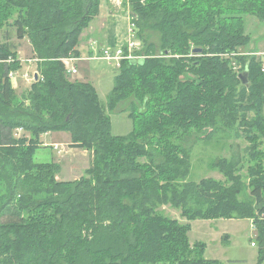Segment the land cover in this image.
<instances>
[{"label": "trees", "instance_id": "16d2710c", "mask_svg": "<svg viewBox=\"0 0 264 264\" xmlns=\"http://www.w3.org/2000/svg\"><path fill=\"white\" fill-rule=\"evenodd\" d=\"M123 1L143 44L136 54L146 58L122 62L104 106L63 62L80 58L101 1L0 0V30L29 40L43 78L18 95L8 77L22 68L18 53L10 37L0 42V264H219L189 236L191 222L218 219L253 222L262 264L264 73L256 57L234 54L251 44L244 16L264 22V0ZM147 30L159 33V51ZM233 61L245 67L247 86ZM127 101L133 132L114 136L110 113ZM239 126L251 143L249 182L239 158L215 165L228 185L188 181L192 149L177 139L194 130L239 137ZM61 132L93 155L80 180L59 181L60 164L35 163L41 137Z\"/></svg>", "mask_w": 264, "mask_h": 264}, {"label": "rangeland", "instance_id": "374dc122", "mask_svg": "<svg viewBox=\"0 0 264 264\" xmlns=\"http://www.w3.org/2000/svg\"><path fill=\"white\" fill-rule=\"evenodd\" d=\"M122 4H124V1ZM121 7L123 6L121 5ZM125 10L130 13L129 7L125 8ZM130 18L132 22V17ZM244 28L246 33L251 36V44L247 49L241 50V53L264 50V22L252 15H245ZM136 31H138L137 28ZM120 35H124L123 32ZM134 35L137 37V32L136 34L134 32ZM144 36L148 44L154 46L155 51H159L161 44L159 33L147 30ZM9 37L12 44H21L25 49L27 48V43L18 42L14 29L5 28L0 30L1 43H5L8 40L6 38ZM128 39L127 28L125 41H128ZM85 46L83 44V47ZM90 51H92V48H83V52L87 57H89ZM25 54L27 55L25 58L30 59V53L27 51ZM96 55L99 57L103 56L99 51ZM79 66L81 67L80 75L74 78L83 82L86 76L87 81L96 89L101 103L107 106L109 96L114 88L115 77L118 74L117 68L105 61L85 62L79 64ZM18 89L20 90L17 94L22 95L30 89V85L26 83L24 86H20L19 83ZM129 104L130 101L121 102L110 113L111 131L114 136L126 137L133 132V120L125 112ZM248 117L247 120L251 122V120H254L255 115L251 113ZM245 128L247 127L239 126L237 131L240 134L239 137L236 136V132H225L212 134L207 139V131L198 132L194 130L186 138L177 139V142L192 149V170L188 181L199 183L203 179H213L228 185L230 182L217 170L215 165L220 160H235L239 158L241 165L238 174L244 182L248 183V167L252 164L249 152L251 143L245 138L246 135L243 133L246 130ZM256 133L260 134L258 130H256ZM22 135L30 136L26 131L17 134L18 137ZM70 138V134L68 133H54L46 139V143H51L52 140H55L59 143V145L57 144L59 146L58 149L54 147H42L45 144L41 143V147L37 150L34 158L35 163L38 164L60 162L61 164H58L61 165V171L57 179L59 181L64 180V182L69 180L76 181L85 177L86 171L91 167L93 160V155L89 151V153H85L80 150H73L71 144L68 146ZM261 142L264 144V138H262ZM64 149L67 152H64ZM260 149L264 150V145H260ZM159 211H163L165 215L171 218L178 219L181 223L187 222L182 217L181 211L171 206H163ZM189 236L192 244L197 242L205 244L204 258L208 260H215L219 264H259L260 247L258 245L257 231L254 228L253 222L249 219L196 220L191 222ZM262 264H264V261Z\"/></svg>", "mask_w": 264, "mask_h": 264}, {"label": "crops", "instance_id": "0c3cea01", "mask_svg": "<svg viewBox=\"0 0 264 264\" xmlns=\"http://www.w3.org/2000/svg\"><path fill=\"white\" fill-rule=\"evenodd\" d=\"M100 13L99 15L92 21L90 27L84 31V33L81 36L80 44L78 46V51L80 52V58H76L77 60L74 61L72 64L75 66L78 70L76 75H70L71 80L75 81L74 77H77L80 75L81 67L79 64L82 63H89L93 61H103L100 60L101 57H99L97 52L102 53L103 51L109 47L111 48H118L120 46L126 45V36H127V28L129 32L130 24H131V18L130 13H128L125 8H127L124 4H122L123 0H100ZM121 5L123 7H121ZM125 7V8H124ZM123 14V16H121ZM123 32L124 35H120ZM19 43H27V48L25 49L21 44H15L16 51L18 53L19 60H27L25 56H27L25 53L27 51L30 53V59H34V52L33 47L28 39L25 40H18ZM123 42V43H122ZM83 44L86 46L83 47ZM83 48H92V51L89 52V57L84 54ZM27 50V51H26ZM29 60V59H28ZM24 70H30V71H37L38 70V63L33 64H26L24 65ZM23 70V71H24ZM84 80V81H83ZM82 81L84 83H89L87 81V77L85 76V79ZM20 86L26 84V82L20 80L19 81ZM31 87V86H30ZM17 93L20 89H15ZM54 133H48L41 137V143L45 144L42 147H54L55 145H59L55 140H52L51 143H46V139L51 137ZM71 139V138H70ZM71 144H68V146ZM65 150V149H64ZM73 150H80L85 153H89L88 151L81 150V149H74ZM64 152H67L66 150ZM60 155V154H59ZM62 156V155H61ZM63 158V156H62ZM60 163V162H57ZM61 164V163H60ZM64 181V180H63ZM70 181V180H69Z\"/></svg>", "mask_w": 264, "mask_h": 264}, {"label": "built area", "instance_id": "2783aa9c", "mask_svg": "<svg viewBox=\"0 0 264 264\" xmlns=\"http://www.w3.org/2000/svg\"><path fill=\"white\" fill-rule=\"evenodd\" d=\"M130 17H132L130 15ZM134 32L136 34V26L131 22L130 28H129V39L126 41V45L120 46L118 48H107L103 51V56L100 58V60H103L105 62L110 63L111 65L115 66L117 69L121 68L122 62L125 60H140L143 58H146L144 56H139L136 54V51H140L143 47V44L141 41L138 40L136 35H134ZM238 56H254L260 63L262 72L264 73V50L262 51H255L251 53H239L234 54ZM227 57V56H226ZM76 58H67L64 59L63 62L66 65V69L68 71L69 75H76L78 70L75 66H73V62L76 61ZM8 63L12 64L14 63L13 59H9L7 61ZM20 63L22 65V68L19 70H11L8 74L9 80L13 86L14 89H18L19 87V81L22 80L26 83H28L30 86H32L35 82L39 81L40 79L43 80L42 76L40 75L39 71H30V70H24L26 64H33L38 63V59H27V60H20ZM234 71L240 76L244 73V66L242 64L237 63L236 61H233L232 63ZM248 69V65L246 66V70ZM24 70V71H23ZM24 130L19 129L18 133H22ZM58 145H55L54 148L58 149Z\"/></svg>", "mask_w": 264, "mask_h": 264}, {"label": "water", "instance_id": "95a60500", "mask_svg": "<svg viewBox=\"0 0 264 264\" xmlns=\"http://www.w3.org/2000/svg\"><path fill=\"white\" fill-rule=\"evenodd\" d=\"M193 52L197 53V54H202L203 50L202 49H194ZM239 78L241 79L243 85L247 86L249 84L248 73H244V74L240 75Z\"/></svg>", "mask_w": 264, "mask_h": 264}]
</instances>
